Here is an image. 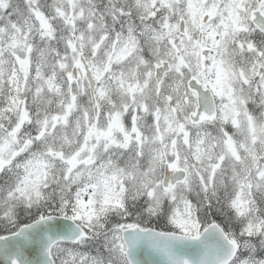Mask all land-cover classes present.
<instances>
[{
  "label": "snow or ice",
  "instance_id": "1",
  "mask_svg": "<svg viewBox=\"0 0 264 264\" xmlns=\"http://www.w3.org/2000/svg\"><path fill=\"white\" fill-rule=\"evenodd\" d=\"M0 264H264V0H0Z\"/></svg>",
  "mask_w": 264,
  "mask_h": 264
}]
</instances>
